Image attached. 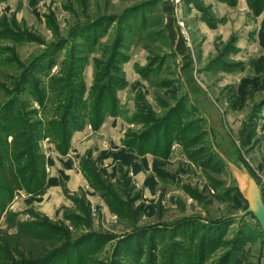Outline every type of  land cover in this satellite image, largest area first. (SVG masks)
<instances>
[{
	"label": "rangeland",
	"instance_id": "obj_1",
	"mask_svg": "<svg viewBox=\"0 0 264 264\" xmlns=\"http://www.w3.org/2000/svg\"><path fill=\"white\" fill-rule=\"evenodd\" d=\"M9 162L36 264H264V0H0Z\"/></svg>",
	"mask_w": 264,
	"mask_h": 264
},
{
	"label": "trees",
	"instance_id": "obj_2",
	"mask_svg": "<svg viewBox=\"0 0 264 264\" xmlns=\"http://www.w3.org/2000/svg\"><path fill=\"white\" fill-rule=\"evenodd\" d=\"M17 140V137L14 136L10 145L13 155L15 157L19 156L21 159L25 154H21L23 146L21 147ZM23 172L21 171V174L17 173L14 162H9L7 168L0 170V190H2V193L10 195L21 190L24 186V180L20 177L24 175ZM236 189L242 198L238 188ZM8 206V200L1 198L0 217L5 215L6 226L0 228V264H28L29 262L36 264L35 260L37 263L42 261L48 252L46 246H51L54 243L49 241L51 239L47 236L20 220L18 215L9 210Z\"/></svg>",
	"mask_w": 264,
	"mask_h": 264
},
{
	"label": "water",
	"instance_id": "obj_3",
	"mask_svg": "<svg viewBox=\"0 0 264 264\" xmlns=\"http://www.w3.org/2000/svg\"><path fill=\"white\" fill-rule=\"evenodd\" d=\"M240 172L236 176L237 188L242 198L247 202V209L235 215L244 217L251 214L259 223L264 234V201L260 188L243 163L237 164Z\"/></svg>",
	"mask_w": 264,
	"mask_h": 264
},
{
	"label": "built area",
	"instance_id": "obj_4",
	"mask_svg": "<svg viewBox=\"0 0 264 264\" xmlns=\"http://www.w3.org/2000/svg\"><path fill=\"white\" fill-rule=\"evenodd\" d=\"M177 0H175V2H176ZM181 34H184V33H181Z\"/></svg>",
	"mask_w": 264,
	"mask_h": 264
}]
</instances>
